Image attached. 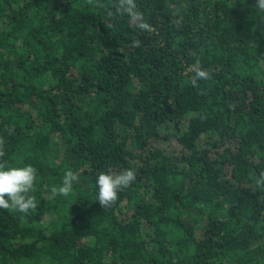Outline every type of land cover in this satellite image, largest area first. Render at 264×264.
I'll return each instance as SVG.
<instances>
[{"label": "trees", "instance_id": "obj_1", "mask_svg": "<svg viewBox=\"0 0 264 264\" xmlns=\"http://www.w3.org/2000/svg\"><path fill=\"white\" fill-rule=\"evenodd\" d=\"M115 3L0 0L2 160L37 169V208L0 209V264H264V13L137 0L149 32ZM129 168L103 208L98 175Z\"/></svg>", "mask_w": 264, "mask_h": 264}, {"label": "clouds", "instance_id": "obj_2", "mask_svg": "<svg viewBox=\"0 0 264 264\" xmlns=\"http://www.w3.org/2000/svg\"><path fill=\"white\" fill-rule=\"evenodd\" d=\"M97 6H102L98 4ZM118 15H126L135 26L141 30L152 31V26L144 19L143 13L138 9L137 0H116L114 5ZM255 10L264 13V0H255ZM195 76L193 85L198 79H209L210 73L199 63L193 65ZM11 134V130L9 131ZM5 141L0 137V209L7 211H19L22 214H29L37 208V202L31 193L34 191V184L37 177V169L32 165L23 167H9L2 160L5 156ZM136 179L134 169H125L115 174L101 172L98 175L96 184L98 186L97 200L103 208L110 207L118 199V192L129 187ZM79 181L78 173L67 170L64 174L62 184L51 189L53 195L67 197L73 190L74 182ZM264 182V174H261L258 184Z\"/></svg>", "mask_w": 264, "mask_h": 264}]
</instances>
